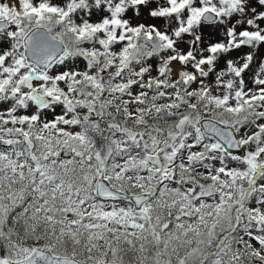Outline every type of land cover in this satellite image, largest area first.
<instances>
[{
    "label": "snow or ice",
    "instance_id": "snow-or-ice-1",
    "mask_svg": "<svg viewBox=\"0 0 264 264\" xmlns=\"http://www.w3.org/2000/svg\"><path fill=\"white\" fill-rule=\"evenodd\" d=\"M0 264H264V0H0Z\"/></svg>",
    "mask_w": 264,
    "mask_h": 264
}]
</instances>
